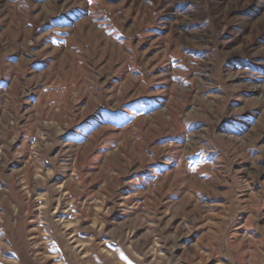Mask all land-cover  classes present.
I'll use <instances>...</instances> for the list:
<instances>
[{"label":"rangeland","instance_id":"374dc122","mask_svg":"<svg viewBox=\"0 0 264 264\" xmlns=\"http://www.w3.org/2000/svg\"><path fill=\"white\" fill-rule=\"evenodd\" d=\"M0 264H264V0H0Z\"/></svg>","mask_w":264,"mask_h":264}]
</instances>
